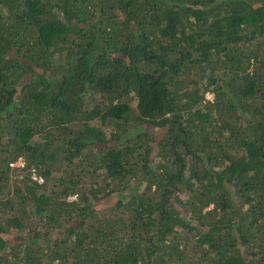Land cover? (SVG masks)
<instances>
[{
	"label": "trees",
	"instance_id": "trees-1",
	"mask_svg": "<svg viewBox=\"0 0 264 264\" xmlns=\"http://www.w3.org/2000/svg\"><path fill=\"white\" fill-rule=\"evenodd\" d=\"M0 264H264V0H0Z\"/></svg>",
	"mask_w": 264,
	"mask_h": 264
},
{
	"label": "built area",
	"instance_id": "built-area-1",
	"mask_svg": "<svg viewBox=\"0 0 264 264\" xmlns=\"http://www.w3.org/2000/svg\"><path fill=\"white\" fill-rule=\"evenodd\" d=\"M11 165H12L13 167H15V166H17V167H19V166H23V165H24V160L20 158V159L17 160L15 163H11ZM34 178H37V177H34ZM41 181H42V179H41Z\"/></svg>",
	"mask_w": 264,
	"mask_h": 264
},
{
	"label": "rangeland",
	"instance_id": "rangeland-1",
	"mask_svg": "<svg viewBox=\"0 0 264 264\" xmlns=\"http://www.w3.org/2000/svg\"><path fill=\"white\" fill-rule=\"evenodd\" d=\"M208 98L209 99H213L214 98V95L213 94H208ZM37 137V136H36ZM144 186H145V184H143ZM10 194H12V193H10ZM184 197V196H183ZM71 199H74L75 198V196L73 195L72 197H70Z\"/></svg>",
	"mask_w": 264,
	"mask_h": 264
}]
</instances>
